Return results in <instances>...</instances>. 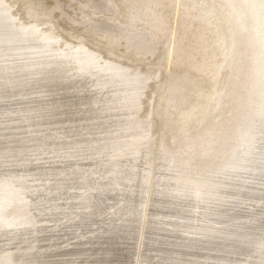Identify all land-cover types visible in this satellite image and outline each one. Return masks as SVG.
Wrapping results in <instances>:
<instances>
[{"label":"bare ground","instance_id":"bare-ground-1","mask_svg":"<svg viewBox=\"0 0 264 264\" xmlns=\"http://www.w3.org/2000/svg\"><path fill=\"white\" fill-rule=\"evenodd\" d=\"M44 1L15 0L20 19L0 0V109L32 103L21 119L2 120L0 166L30 162L48 145L62 158L48 176L64 202L47 220L83 215L38 238L29 198L46 186L25 191L0 173V264L264 255V0ZM53 15L67 29L55 31ZM108 188L120 189L109 206ZM118 204L101 233L59 245Z\"/></svg>","mask_w":264,"mask_h":264},{"label":"rangeland","instance_id":"rangeland-1","mask_svg":"<svg viewBox=\"0 0 264 264\" xmlns=\"http://www.w3.org/2000/svg\"><path fill=\"white\" fill-rule=\"evenodd\" d=\"M62 1H67V0H62ZM44 2H45V4L50 6V5H52L53 0H45ZM10 3H14V5H16L12 11V14H14V15H17V11H20L21 9H23L22 5L15 2V0H10ZM173 8L174 7L170 8L171 12H173ZM65 9L67 10L68 13H70L72 15L75 14V12L71 8L65 7ZM24 11H25V9H23L22 13ZM21 15H17V16L20 19H22L23 16H21ZM50 22L53 24V26H54L53 29L55 31L60 32L62 29H67V27H68V24L66 22L62 21L61 18H57L55 15H53L51 17ZM57 44H59V42H57L55 45H57ZM87 45L94 48V49H99V47H100V44L96 40L95 36H87ZM54 47H58V46H54ZM121 50H122V46H118L116 48V55L117 56H122ZM143 61L144 62L141 63L143 65L153 64L156 61V55L150 56V57L147 56L143 59ZM1 73H2V68L0 66V75H1ZM7 80H9V79H7ZM2 82L6 83L4 81V79L0 78V91L5 87V85ZM11 83L14 84L13 81H11ZM150 89H151V84L149 83L148 92H150ZM30 103L31 102H29V101L28 102L23 101L21 103L20 107L15 105V107L13 109H10V111H8V112H5V110L0 109V112H2V115L0 114L1 115L0 116V124L5 120L6 115L12 116V115L17 113V118L21 119L22 114L25 113V110L31 106ZM14 112H16V113H14ZM16 124L17 123H15L14 125H16ZM43 154H46L48 156H44ZM54 156L57 157L58 159H56ZM47 157H51L50 158L51 160L44 159ZM0 159H3V158L0 157ZM61 164H62V158L55 153H51V149H49L48 145H44V146H41L40 149H38L37 152L32 156V159L30 160V162H21L20 161V162H18L17 165H12V167L10 165L0 166V168H1L0 173H4L3 177L8 178L10 176L11 178L14 179L13 183L15 185H19V186L24 187L25 191L33 190L35 188H40L42 185L46 186V189H41L40 191L36 192L35 194H32L31 197L29 198L30 204H31L30 210L37 216V218L39 220L38 221V228L36 231V235L39 236L38 238L42 237L45 234L53 235V234L57 233L56 230L61 229L63 227H66L68 224L72 225L73 223L78 222L80 220V216L83 215V214H81L82 213L81 211L77 212L78 215H76L75 217H73V215H64L63 214L62 215L63 218H61L59 221H57L56 224H53V221L47 220V217L49 215L45 214V213H48L49 209H54L55 204L58 205V204H61L64 202V199L60 197V192L55 189L57 178H53V177L49 178V176H48L50 174L49 171L52 170V168H58L59 166H61ZM50 181H51V183H50ZM250 182H254V181L252 180ZM257 186H260V185H258V183H257ZM72 191H74V190H72ZM119 191H120V189H118V188L116 191H111L110 188H108L107 190H103L102 199H105V205L109 206L115 200V197L117 195H119ZM86 193H88L87 190L85 191V194ZM120 205L121 204L115 205L113 208H111L106 213L104 212V213L100 214L98 212V214H96L95 217L93 218L94 219L93 221H95V223L92 224L89 229L86 228L84 230L82 228L80 230H76L75 236H72L71 233L68 234L67 236H64L63 238H61V240H59L60 241L59 245L60 244L64 245V246L66 245L65 247H69V245H71L72 243L87 239L89 236H91L92 233L93 234L101 233L103 230V227L109 226V224L105 223V222H107V220H109L110 218H112V220H113L116 217H118L117 211H118V207H120ZM256 208L259 209L258 206H256ZM256 208H254L255 211H253L255 213H257V210H258ZM67 209L68 208H66V210ZM238 209L236 211H238ZM254 215H253V217H254ZM260 216H261V214L256 215L254 218H259ZM42 218L44 220H42ZM248 219H250V218L239 219L238 222L241 220L246 221ZM73 226H74V224H73ZM113 227H115V226L113 224H111V228H113ZM89 231H92V233ZM42 243H43L42 240L39 241L37 246L41 245ZM256 256L264 259L263 258L264 255L258 256V254L251 255V257H249V258L252 259L253 262H255L258 260V259H255V258H257ZM238 258L240 261V259L243 258V255L239 256ZM249 258L244 259L243 261H241V263L242 264H256V263H249L247 261V259H249Z\"/></svg>","mask_w":264,"mask_h":264}]
</instances>
